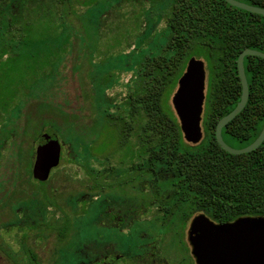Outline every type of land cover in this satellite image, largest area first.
<instances>
[{
    "label": "rangeland",
    "instance_id": "rangeland-1",
    "mask_svg": "<svg viewBox=\"0 0 264 264\" xmlns=\"http://www.w3.org/2000/svg\"><path fill=\"white\" fill-rule=\"evenodd\" d=\"M80 1L82 4L68 9L49 0H36L35 4L23 0L21 15L5 12L0 18V58L6 53L0 60V150L5 157L10 150L19 149L21 167L30 164L29 175L23 176L30 179L23 184L26 193H36L39 186L31 176L38 137L55 136L61 147L60 163L48 178L49 186L57 190H50L47 209L40 204L27 209L23 199L16 198L9 199L12 203H0V256L7 251L19 255V240L24 234L44 264L88 263L96 254L88 250H95L103 239L119 244L115 248L121 251L134 244L127 238L128 231L113 224L121 217L118 211L142 205H136L132 197L112 202L104 194L80 193V181L86 177L73 160V151L76 154L79 145L85 158L93 155L95 158H87V162L97 169L106 159L116 166L129 164L136 156L130 146L116 149L119 137L107 126L101 128L100 114L113 111L111 105L122 102L133 87L131 79L138 64L164 45L163 19L172 0ZM3 6L0 4V10ZM30 22L32 31L27 33L24 29ZM45 28L48 32L41 33ZM205 71L206 100L207 66ZM205 108L206 102L203 112ZM4 172L7 176L1 178H10V172L0 168V175ZM142 186L147 190V185ZM55 211L65 215L70 233L53 247L54 235L45 244L36 235H49L52 221L61 216ZM140 216L138 211L137 218ZM150 222L136 224L130 234L153 231ZM177 253L185 256L180 245Z\"/></svg>",
    "mask_w": 264,
    "mask_h": 264
},
{
    "label": "trees",
    "instance_id": "trees-1",
    "mask_svg": "<svg viewBox=\"0 0 264 264\" xmlns=\"http://www.w3.org/2000/svg\"><path fill=\"white\" fill-rule=\"evenodd\" d=\"M22 1L0 0L4 5L0 18L5 12L10 16L21 15ZM49 1L68 9L81 3ZM236 1L264 9V0ZM163 22L164 45L138 64L131 79L133 87L122 102L112 104L113 111L103 110L100 114L101 128L107 126L119 137L116 149L130 146L136 156L126 165L114 166L106 159L97 169L87 162V158L95 157L85 158L77 145L73 160L86 177L80 181V193L104 194L112 202L135 198L136 205L158 208L156 214L164 222L186 223L199 214L219 224L242 217H264V141L251 153L230 155L220 148L214 136L217 122L240 100L238 56L245 49L264 53V17L236 9L224 0H172ZM31 24L25 26L27 33L32 31ZM48 30L45 28L41 33ZM192 57L202 59L210 75L202 116L204 138L197 145L184 141L170 105L177 81ZM243 65L248 102L222 129L223 141L236 149L250 145L264 125V60L247 56ZM15 150L5 157L0 150V158L4 159L0 168L10 172V178H1L7 176L5 172L0 175L1 205L16 198L23 199L27 209L39 204L47 209L50 190L57 189L50 187L48 181L37 182L36 193H31L32 190L26 193L23 184L30 179L23 176L29 175L30 164L21 167V152ZM142 184L147 185V190H143ZM63 236L64 233L59 235ZM26 237L29 236L24 234L23 238Z\"/></svg>",
    "mask_w": 264,
    "mask_h": 264
},
{
    "label": "water",
    "instance_id": "water-1",
    "mask_svg": "<svg viewBox=\"0 0 264 264\" xmlns=\"http://www.w3.org/2000/svg\"><path fill=\"white\" fill-rule=\"evenodd\" d=\"M230 6L264 17V9L236 0H224ZM247 56L264 60V53L245 49L237 59L241 96L235 108L222 117L215 127V140L230 155L255 151L264 141V125L257 138L247 147L235 149L222 138V129L245 108L249 89L243 61ZM206 65L195 57L187 61L171 97L173 112L179 122L183 139L197 145L203 139L202 116L205 103ZM61 147L55 136L41 135L37 139L31 175L35 181L46 182L60 163ZM196 264H264V217H242L230 223L216 224L203 214L195 216L188 232Z\"/></svg>",
    "mask_w": 264,
    "mask_h": 264
},
{
    "label": "flooded vegetation",
    "instance_id": "flooded-vegetation-1",
    "mask_svg": "<svg viewBox=\"0 0 264 264\" xmlns=\"http://www.w3.org/2000/svg\"><path fill=\"white\" fill-rule=\"evenodd\" d=\"M123 209L127 210L117 212V215H121V217L117 218L118 220L115 221L113 225L118 227V229H121L123 232L128 231L127 238L130 240V242L133 241L134 244H130L129 247L126 245V247L123 249L124 251H121L122 249L119 247H117V249L115 248V246H118L119 244L113 245L104 239L100 240L96 244L97 247L95 250H88L89 253L91 251L96 253L94 254L91 261L81 264H190L187 261H191V264H196V260L192 255V246L190 245L188 239V232L192 219L197 215L191 217L186 223H173L160 221L158 218L160 216L156 214V211L158 210L156 207H134L131 205ZM138 211L139 214H141L139 219L137 218ZM55 212H59L61 214L60 211ZM143 213L145 215H142ZM64 216L65 215L61 214L59 219L52 221L53 226L51 227V232L48 236L40 238L38 235H36L37 238L45 244V240L51 235H54L55 237L53 240L55 242L53 243V247L56 246L55 244L57 240L60 241L62 239L65 240L68 238L70 233V224L67 220H64ZM143 221H152L148 224L151 228H153V231L139 232L138 234L134 232V234L131 235L130 229ZM105 224L107 225L108 222ZM63 228L66 230L64 232L60 231ZM156 228L158 229L154 230ZM157 231L160 234H157ZM63 233L64 236L59 237V235H63ZM56 235L58 237H56ZM28 240L29 237L21 238L19 240L21 253L17 255L7 251L3 256H0V264H44L43 259L39 254L36 253L34 250L35 248H33L31 244L28 243ZM179 245L185 252V256H182L183 258L179 253H177V247H179ZM87 246H95V244H88ZM54 250L55 248L53 251Z\"/></svg>",
    "mask_w": 264,
    "mask_h": 264
}]
</instances>
